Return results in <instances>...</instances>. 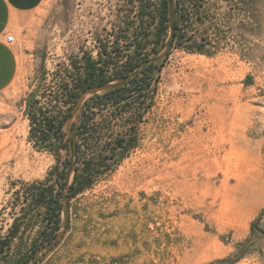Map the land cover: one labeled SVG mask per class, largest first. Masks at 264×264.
Masks as SVG:
<instances>
[{"label":"rangeland","instance_id":"1","mask_svg":"<svg viewBox=\"0 0 264 264\" xmlns=\"http://www.w3.org/2000/svg\"><path fill=\"white\" fill-rule=\"evenodd\" d=\"M127 1L52 0L16 38V78L0 93V238L26 213L20 183L42 181L72 158L70 148L56 155L29 142L26 100L71 58L95 57L94 38L119 24ZM206 3L217 30L205 23L203 34L218 53L172 50L155 62L160 83L138 147L74 199L64 191L56 242L28 264H210L247 239L255 220L264 232V0L257 18L225 0ZM81 108L64 126L69 144ZM43 212L28 211L7 264L29 253ZM254 242L236 264H264V233Z\"/></svg>","mask_w":264,"mask_h":264},{"label":"trees","instance_id":"2","mask_svg":"<svg viewBox=\"0 0 264 264\" xmlns=\"http://www.w3.org/2000/svg\"><path fill=\"white\" fill-rule=\"evenodd\" d=\"M230 11L257 18L260 0H225ZM137 2V4H136ZM126 15L113 26L106 38H94L96 56L82 52L65 66H59L42 88L25 102L29 122V142L38 150L59 155L69 152L64 126L72 116L80 96L87 90L129 77L157 55L169 38L168 0H128ZM253 9L251 10V5ZM136 16L130 17L132 7ZM176 16L172 50L207 57L220 49L216 40L203 34V26L217 30L216 14L206 0H175ZM216 10V9H215ZM208 27V29H209ZM117 28V29H115ZM159 63H149L139 73L118 86L83 103L76 126V167L67 188V198L74 199L109 176L139 145L140 126L154 105L160 83ZM67 159L57 162L42 181L20 183L19 199L25 204L23 218L14 219L5 236L0 238V264H7L11 243L22 231L29 210H44L43 228L32 243L29 253L13 264H28L41 249L50 244L60 230L62 197L65 190ZM24 210V208H22ZM264 233L258 220L250 226V235L236 243L234 251L222 260L210 264H236L252 253L254 235Z\"/></svg>","mask_w":264,"mask_h":264},{"label":"crops","instance_id":"3","mask_svg":"<svg viewBox=\"0 0 264 264\" xmlns=\"http://www.w3.org/2000/svg\"><path fill=\"white\" fill-rule=\"evenodd\" d=\"M52 0H0V93L6 91L17 74L16 38L31 25L36 14L45 11ZM8 36L15 38L9 44Z\"/></svg>","mask_w":264,"mask_h":264},{"label":"water","instance_id":"4","mask_svg":"<svg viewBox=\"0 0 264 264\" xmlns=\"http://www.w3.org/2000/svg\"><path fill=\"white\" fill-rule=\"evenodd\" d=\"M175 10H176L175 0H168V17H169V26H170V28H169V34L170 35H169V38L167 39L166 44L164 45V47L161 49V51L157 55H155L153 58H151V60L149 61V63H155V62H157L163 56H165L166 53H167V50H168V48H169V46H170V44L172 42L173 27H174L175 16H176ZM149 63L143 65L139 70H137L136 72L132 73L127 78H124V79H121V80H118V81H114V82L105 84L103 86L94 87V88H91V89L87 90L86 92H84L80 96V98H79V100L77 102V105L75 106V108L73 110L72 116H73V114H75L76 111H78L82 107V104H83V102L85 100V97L87 95L95 94V93H98L100 91H109V90H112L115 87L124 85L128 80H130L131 78H133L134 76H136L139 73V71L142 68L146 67ZM72 116L70 117V119L68 120V122L72 119ZM78 118H79V116H78ZM74 137H76V128H75ZM69 148H70V151L72 153V158H71V160H70V162L68 164V168H67V171H66V176H65V190H67V188L69 187V185L71 183V180L70 179H71V177H73L74 169H75L76 164H77V162H76V143L75 142H71L69 144ZM63 200H64V192H63L62 202H63ZM57 237L58 236L56 235L55 239L50 244H48L47 246H45V249L50 248L56 242Z\"/></svg>","mask_w":264,"mask_h":264},{"label":"built area","instance_id":"5","mask_svg":"<svg viewBox=\"0 0 264 264\" xmlns=\"http://www.w3.org/2000/svg\"><path fill=\"white\" fill-rule=\"evenodd\" d=\"M6 41L9 43V44H14L15 43V38L13 36H8Z\"/></svg>","mask_w":264,"mask_h":264}]
</instances>
